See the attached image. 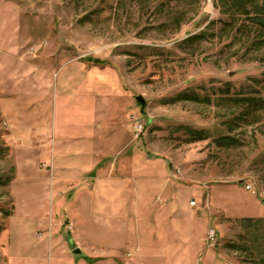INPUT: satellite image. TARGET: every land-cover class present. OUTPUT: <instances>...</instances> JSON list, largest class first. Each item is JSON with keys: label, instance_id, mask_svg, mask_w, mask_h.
Masks as SVG:
<instances>
[{"label": "rangeland", "instance_id": "rangeland-1", "mask_svg": "<svg viewBox=\"0 0 264 264\" xmlns=\"http://www.w3.org/2000/svg\"><path fill=\"white\" fill-rule=\"evenodd\" d=\"M214 1L0 0V264H156L72 214L133 154L210 212L197 264H264V110L238 101L264 100V35ZM246 186L259 221L214 207L255 215Z\"/></svg>", "mask_w": 264, "mask_h": 264}, {"label": "crops", "instance_id": "crops-1", "mask_svg": "<svg viewBox=\"0 0 264 264\" xmlns=\"http://www.w3.org/2000/svg\"><path fill=\"white\" fill-rule=\"evenodd\" d=\"M128 158L129 161L124 160L122 163L132 167L131 173L125 169L123 175L126 174L118 181L113 182V178L103 183L99 181L92 195L93 206H80L72 212L77 230L85 235L84 228L88 223L115 229L114 234H119L118 245L127 249L126 255L129 254L132 259L137 254L141 256L142 262H199L210 212L190 205V199L196 204L192 197L196 191L169 177V166L164 159L139 158L138 162L136 154ZM245 191L250 194L249 197L253 196L251 198L257 204L255 215L242 213L248 209L247 205L239 208L238 214L229 211L228 205L222 203L214 204V207L220 209L227 218L259 217V205L262 202L253 191L246 187ZM153 198H157V203H152ZM209 200L206 199L208 207Z\"/></svg>", "mask_w": 264, "mask_h": 264}, {"label": "trees", "instance_id": "trees-1", "mask_svg": "<svg viewBox=\"0 0 264 264\" xmlns=\"http://www.w3.org/2000/svg\"><path fill=\"white\" fill-rule=\"evenodd\" d=\"M214 2H215L214 3L215 7H218L222 11V13L227 14L230 18H232L233 16H239L243 18L244 21L243 23H245L249 27L256 28L259 31L258 37L260 38L263 37L262 35H264V0H215ZM93 62L99 63L97 60H93ZM257 83L262 85V89H264V73L262 74V78L260 80H257ZM238 101H240L244 105L245 107L244 113L247 111L249 107L251 106L253 107L257 105L263 107L262 109L264 110V100L262 98L255 99V98L244 97V98H239ZM244 113L242 114L243 116ZM204 139H207L206 135H202L195 138V140H204ZM222 139L223 138H219L216 140V142ZM224 140H230V138L229 139L225 138ZM241 221L250 223L259 220L244 218ZM259 242H260L259 246L264 245V236L263 238L260 239Z\"/></svg>", "mask_w": 264, "mask_h": 264}, {"label": "built area", "instance_id": "built-area-1", "mask_svg": "<svg viewBox=\"0 0 264 264\" xmlns=\"http://www.w3.org/2000/svg\"><path fill=\"white\" fill-rule=\"evenodd\" d=\"M135 131V136H139L143 132V126L141 124L135 125L134 128ZM247 190H251L250 186H246ZM191 205H194V202H191ZM218 238L215 236L214 231L211 229L207 230L206 236H205V241L207 242V246H210L209 244H213L215 241H217ZM206 247V244L204 245Z\"/></svg>", "mask_w": 264, "mask_h": 264}, {"label": "water", "instance_id": "water-1", "mask_svg": "<svg viewBox=\"0 0 264 264\" xmlns=\"http://www.w3.org/2000/svg\"><path fill=\"white\" fill-rule=\"evenodd\" d=\"M135 100L139 104L140 108L143 110L144 107H145V101H144V99L141 96H137L135 98ZM73 254L76 255V256H78V255L81 254V252H80L79 249L76 248V249L73 250Z\"/></svg>", "mask_w": 264, "mask_h": 264}]
</instances>
